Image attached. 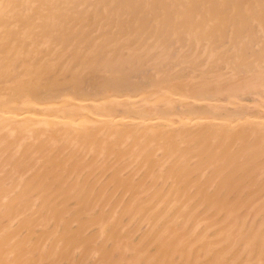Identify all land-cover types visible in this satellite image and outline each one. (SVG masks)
Returning a JSON list of instances; mask_svg holds the SVG:
<instances>
[{
    "label": "bare ground",
    "instance_id": "obj_1",
    "mask_svg": "<svg viewBox=\"0 0 264 264\" xmlns=\"http://www.w3.org/2000/svg\"><path fill=\"white\" fill-rule=\"evenodd\" d=\"M50 14L66 22L45 18L13 33L7 45L0 33V261H84L114 239L139 246L159 237L179 246L167 259L259 260L264 99L256 87L242 94L259 92L261 99L252 98L262 102L234 101L242 90L226 62L230 28L220 38V29L191 25L179 36L170 34L169 50H177L180 62L157 55L165 72L147 87L86 89L70 76L58 84L19 87L20 75L33 76L42 64L71 70L97 41L107 48L135 36L131 26L79 22L81 15H103L100 9ZM209 63L216 71H206ZM66 85L74 90L62 92ZM253 134L256 167L250 177L237 156L240 142ZM248 235L257 238L251 252L241 239Z\"/></svg>",
    "mask_w": 264,
    "mask_h": 264
},
{
    "label": "snow or ice",
    "instance_id": "obj_2",
    "mask_svg": "<svg viewBox=\"0 0 264 264\" xmlns=\"http://www.w3.org/2000/svg\"><path fill=\"white\" fill-rule=\"evenodd\" d=\"M59 9H80L82 12L85 9L103 10V15L95 17L81 15L79 22L89 26L112 23L127 25L134 28L135 36L107 48L97 41L87 54H82L72 63L71 70H62L54 63L42 64L34 70L33 76L20 75L17 81L19 87L58 84L69 76L76 86H92L97 90L147 87L155 82L157 73L165 72V67L155 60L157 55L166 54L169 63L173 59L176 63L180 62L177 50H169L167 37L172 33L179 36L191 25L207 32L220 29L218 38L225 35V27L230 28L231 45L226 62L232 82L244 92L258 87L264 97V0H105L90 4L42 3L39 0L13 3L0 0V24L3 25L0 33L3 34L4 43H11L13 33L27 32L29 25L44 23L45 18L50 24L65 23V17L50 14ZM141 37L144 42L137 43ZM206 71L216 69L209 63ZM261 108L264 110V104ZM238 147L241 151L237 161L242 165V174L254 176L257 151L255 134L250 140L241 141ZM258 150L261 189L259 260L251 256L248 259L209 258L196 261L167 259L165 257L173 250L179 253V246H174L165 237H159L149 238L139 246L114 239L103 252L94 250V258L84 261L53 256L49 259H8L0 261V264H264V117L259 127ZM241 239L245 251L255 249L256 236L248 235ZM31 247L33 245H29Z\"/></svg>",
    "mask_w": 264,
    "mask_h": 264
},
{
    "label": "rangeland",
    "instance_id": "obj_3",
    "mask_svg": "<svg viewBox=\"0 0 264 264\" xmlns=\"http://www.w3.org/2000/svg\"><path fill=\"white\" fill-rule=\"evenodd\" d=\"M226 75H229V72H228ZM224 76H225V75H224ZM229 77H230V75H229L227 78L224 77V79L227 80V79H229ZM63 87H64V88H63ZM63 87H62V92H65V93H70V92H72V91L74 90V89L70 88V87H72V86H70V85H68V87H67V85H66V87H65V86H63ZM88 88H89V87H88ZM88 88L86 87V89H88ZM69 91H70V92H69ZM257 91H259V90H257ZM238 92H239V93H238V94L236 93L235 95H236V96H239V97H238V98H237L236 96H234V97H236L237 99H240V102H238V100L235 98V99H236V100H234L235 103H245L246 101H247V103H250V102L253 103V101H254V103L258 104V103L262 102V100L264 99V97H263V99L260 101V99L262 98V96H260L261 94L259 95V92H255V93H258V95L255 94L254 92H253L252 94H249V93L247 94V93H245L246 95H245V94H244V95L242 94V93H244L243 91H238ZM240 93H241V95H240ZM241 96H242V97H241ZM255 96H257V97L260 96L261 98L259 97L260 99L257 101V99H255V98H257V97H255ZM220 97L222 98V96H220ZM220 97H219V100L221 99ZM252 97H255L254 100H253ZM222 99H223V100L225 99V101H227V98H226L225 96H223ZM222 99H221V100H222ZM223 100H222V102H223ZM241 100H242V102H241ZM244 101H245V102H244ZM223 103H224V102H223ZM225 103H226V102H225ZM225 103H224V104H225ZM177 108H179V105H177ZM120 111H121V110H120ZM120 111H119V112H120Z\"/></svg>",
    "mask_w": 264,
    "mask_h": 264
}]
</instances>
